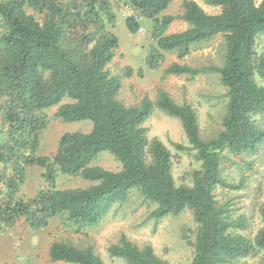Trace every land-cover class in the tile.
Here are the masks:
<instances>
[{
  "label": "trees",
  "instance_id": "obj_1",
  "mask_svg": "<svg viewBox=\"0 0 264 264\" xmlns=\"http://www.w3.org/2000/svg\"><path fill=\"white\" fill-rule=\"evenodd\" d=\"M171 1L123 0L134 10L124 22L134 34L141 18L152 21L154 44L146 58L151 68L159 66L165 53L181 60L217 36L222 38L221 64L191 66L173 61L163 70L190 78L207 72L217 75L226 103L212 137L201 135L191 104L178 103L163 90L155 100L145 96L136 106L119 100L122 75L108 67L118 48V39L107 25L114 19L109 0H0V228L21 218L28 227L41 228L58 217L78 231L96 225L134 191L153 205L154 220L191 212L195 237L184 236L193 248L190 264H250L242 260L259 255L264 260V227L253 237L244 234L246 216H234L215 193L217 187L243 186L224 177L223 161L232 155L246 159V164L264 143V128L255 119L264 115V84L259 82L264 80V51H257V41L264 36V0H205L219 8L216 13L205 11L195 0H181L180 13L160 15ZM176 19L187 26L166 33ZM131 74L127 67L124 75ZM64 97L69 101L60 104L54 116L64 122L89 120L91 129L63 133L54 153L38 156L47 126L44 110ZM154 106L181 124L187 143L172 142V146L198 163L187 174L188 183L175 181L172 150L158 137L147 135L144 123ZM101 151L112 154L121 168L92 166ZM29 165L42 169L47 186L24 198L20 189ZM58 172L93 184L58 189ZM258 213L264 222V201ZM107 253L125 264H171L158 257L151 245L138 246L123 233ZM48 257L70 264H104L91 245L66 240L51 242Z\"/></svg>",
  "mask_w": 264,
  "mask_h": 264
},
{
  "label": "rangeland",
  "instance_id": "obj_2",
  "mask_svg": "<svg viewBox=\"0 0 264 264\" xmlns=\"http://www.w3.org/2000/svg\"><path fill=\"white\" fill-rule=\"evenodd\" d=\"M114 19L108 21V28L118 39V48L108 67L113 74H121L122 86L118 95L124 104L136 106L143 97L155 100L161 90L167 92L176 102L191 104L198 115L199 127L203 137H212L220 127L225 113L224 88L219 84L214 72H207L190 78L186 75L164 74L163 70L173 61L186 63L191 66L221 64L220 36L201 48L193 49L189 55L178 60L174 54L165 53V57L156 68L146 63L150 48L154 44L150 35L152 21L141 18L140 29L132 34L128 31L124 18L126 17L123 0H109ZM209 13L219 11L218 7L205 4V0H195ZM259 1V0H257ZM30 11V10H29ZM181 12V0H172L160 15ZM113 25V26H112ZM187 26L186 22L176 19L167 28L166 33L180 31ZM257 51H264V36L257 41ZM132 69V74L124 75L125 69ZM140 69V71H139ZM264 84L263 81H259ZM69 101L64 97L57 105L44 110L47 126L42 132L36 151L38 156H50L56 150L59 137L65 132H88L92 123L89 120L64 122L54 116L58 106ZM256 121L264 128V115H257ZM148 137H158L164 145L172 150V174L177 184L188 183L193 168L198 163L185 152L175 151L172 142L186 145V139L178 119L168 116L153 107L150 117L144 123ZM231 160L222 163V174L232 183L242 182L237 190L217 187L215 193L221 202H227L232 208V214L245 215L248 227L244 234L253 237L257 230L264 227L258 206L264 201V143L258 152L244 160L229 155ZM106 170L117 171L121 163L109 152L101 151L91 162ZM42 169L37 165L25 168V180L20 189L24 198L32 197L38 188L47 186L41 177ZM56 188L87 187L93 182L81 176H69L57 173ZM153 205L143 202L136 192H131L128 199L112 207L96 225L84 226L78 231L66 227L58 217L48 220L45 227H28L24 220L18 219L11 226L0 228V263L8 264H70L62 261H51L48 257V247L53 241L66 240L79 246L91 245L102 258L104 264H125L122 258H112L107 253V247L118 241L123 233L129 240L143 246L151 245L155 254L171 264H190L193 248L187 244L195 237L196 224L191 212L185 210L177 216H166L154 220L150 216ZM242 261L250 264H264L261 256L246 257Z\"/></svg>",
  "mask_w": 264,
  "mask_h": 264
},
{
  "label": "built area",
  "instance_id": "obj_3",
  "mask_svg": "<svg viewBox=\"0 0 264 264\" xmlns=\"http://www.w3.org/2000/svg\"><path fill=\"white\" fill-rule=\"evenodd\" d=\"M122 10H124V12L127 16H132V15L134 16V10L132 8H130L128 5L124 4L122 7Z\"/></svg>",
  "mask_w": 264,
  "mask_h": 264
}]
</instances>
